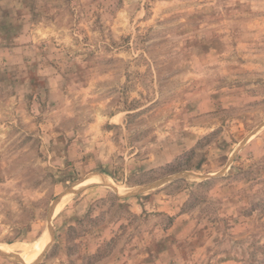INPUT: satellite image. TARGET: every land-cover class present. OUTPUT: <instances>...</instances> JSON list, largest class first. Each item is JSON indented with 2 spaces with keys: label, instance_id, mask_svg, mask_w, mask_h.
Returning a JSON list of instances; mask_svg holds the SVG:
<instances>
[{
  "label": "rangeland",
  "instance_id": "374dc122",
  "mask_svg": "<svg viewBox=\"0 0 264 264\" xmlns=\"http://www.w3.org/2000/svg\"><path fill=\"white\" fill-rule=\"evenodd\" d=\"M0 264H264V0H0Z\"/></svg>",
  "mask_w": 264,
  "mask_h": 264
},
{
  "label": "bare ground",
  "instance_id": "6f19581e",
  "mask_svg": "<svg viewBox=\"0 0 264 264\" xmlns=\"http://www.w3.org/2000/svg\"><path fill=\"white\" fill-rule=\"evenodd\" d=\"M43 240V238H42ZM45 240V238H44ZM44 242H40V243H36L35 248L33 249H27L26 251H28L29 253H21L22 250H24L25 247H22V245H16V244H12L11 245V249L13 251H19L18 253L24 258V260L28 261L30 259H32L34 256H36L37 254H39V252L41 251V248L43 246Z\"/></svg>",
  "mask_w": 264,
  "mask_h": 264
}]
</instances>
